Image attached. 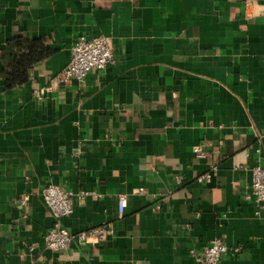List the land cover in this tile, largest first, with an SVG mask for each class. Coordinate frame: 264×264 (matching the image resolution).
I'll return each instance as SVG.
<instances>
[{
  "label": "crops",
  "instance_id": "crops-1",
  "mask_svg": "<svg viewBox=\"0 0 264 264\" xmlns=\"http://www.w3.org/2000/svg\"><path fill=\"white\" fill-rule=\"evenodd\" d=\"M97 35L113 61L59 83ZM15 36L51 54L22 84L0 76V264H201L189 251L217 236L219 264H264V207L246 197L264 167V0H0V49ZM49 183L72 193L67 231L106 236L46 247Z\"/></svg>",
  "mask_w": 264,
  "mask_h": 264
},
{
  "label": "built area",
  "instance_id": "built-area-1",
  "mask_svg": "<svg viewBox=\"0 0 264 264\" xmlns=\"http://www.w3.org/2000/svg\"><path fill=\"white\" fill-rule=\"evenodd\" d=\"M112 61L113 53L105 36H81L72 44L68 60L62 71L58 74L57 80L62 84L72 81L82 83L90 71L102 70ZM35 97L40 99V93L35 92ZM193 152L199 157L204 155L199 147H194ZM208 178V174L201 175L199 180ZM41 193L45 206L54 218L52 227L44 235V243L49 249H66L72 241H76L77 243L97 242L103 239L109 232L104 226H96L76 233H70L60 224L59 219L72 212V193L60 185L53 183L44 186ZM246 197H252L264 207V167L257 165L252 168L251 194ZM28 199V195L24 196L20 200V204H25ZM125 205V197L120 196L117 200L119 214L123 213ZM226 250L227 246L222 238L217 236L203 248L200 254L195 253L193 249L189 252L201 264H219ZM234 251H238L237 247L234 248Z\"/></svg>",
  "mask_w": 264,
  "mask_h": 264
},
{
  "label": "trees",
  "instance_id": "trees-1",
  "mask_svg": "<svg viewBox=\"0 0 264 264\" xmlns=\"http://www.w3.org/2000/svg\"><path fill=\"white\" fill-rule=\"evenodd\" d=\"M50 49L41 39L15 36L8 39L0 49L3 69L0 76L6 87H13L28 80L31 67L48 57Z\"/></svg>",
  "mask_w": 264,
  "mask_h": 264
}]
</instances>
